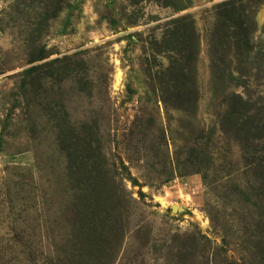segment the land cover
I'll return each mask as SVG.
<instances>
[{
  "label": "rangeland",
  "instance_id": "rangeland-1",
  "mask_svg": "<svg viewBox=\"0 0 264 264\" xmlns=\"http://www.w3.org/2000/svg\"><path fill=\"white\" fill-rule=\"evenodd\" d=\"M179 1L0 0V264H253L264 0L250 34L256 81L225 70L216 94L213 6L227 0ZM173 62L195 72L182 110L143 69ZM247 90L260 119L249 139L229 128L246 126L242 115L226 114V97ZM68 157L88 169L72 175ZM183 244L191 255H177Z\"/></svg>",
  "mask_w": 264,
  "mask_h": 264
},
{
  "label": "trees",
  "instance_id": "trees-1",
  "mask_svg": "<svg viewBox=\"0 0 264 264\" xmlns=\"http://www.w3.org/2000/svg\"><path fill=\"white\" fill-rule=\"evenodd\" d=\"M163 1L164 4H174L178 7H183V3H179V0H158ZM173 2V3H172ZM261 0H227L213 6L214 23L210 32V47L213 59L211 62V70L213 72V86L214 92L218 91V82L221 81V75L226 70L229 71V75L233 76V72L238 73L241 76H248L251 80L256 81L257 74H255L257 68L252 67L248 69L250 63L249 52L251 51L250 34L254 30L252 27L253 20L255 19L256 13L261 5ZM193 26V25H192ZM191 23L188 27L192 30ZM192 43L189 45L191 46ZM193 59V55L191 56ZM190 59V61H191ZM227 59V61H225ZM187 61V59H186ZM225 61V62H224ZM229 62V65L226 64ZM234 64V65H232ZM144 72L149 80L156 81L158 90L161 93L164 103L167 106L173 107L174 109H186L190 102L196 101L197 98V85L195 82V72L191 65H183L179 62H173V65L162 69L159 72L152 73L151 67L143 68ZM251 83V82H250ZM245 98L241 94L231 93L226 97V114L233 116L234 118L241 114V120L246 126L240 131L236 130L235 127H229L234 130L235 133L241 132L244 138H251L252 130H259L257 115L255 114V104L252 103L253 92H248ZM256 123V125H255ZM68 135V140L73 139L75 135L79 139L87 138V126L78 134H74L73 130ZM240 133V134H241ZM257 138V137H255ZM254 145V144H253ZM68 152L70 151V145L67 147ZM243 149L250 151L249 143H243ZM261 151L264 152V148H260L259 144L255 147L254 153L258 154ZM69 158L67 164L69 171L72 175H79L88 169V165L85 162H76L74 158ZM71 158V159H70ZM251 170L255 172V176L260 173L264 174V165L259 162L250 161ZM82 166V169L80 168ZM264 180V179H263ZM261 193H259V196ZM264 199V196L261 197ZM249 200V197H246ZM252 239V249H254L253 257L249 258L253 261V264H264V253L262 245L264 244V233L257 235L250 234ZM192 247L188 244L178 246L175 250L178 256L186 257L192 254ZM234 264V263H233ZM237 264V263H236ZM239 264H245L241 262ZM252 264V263H249Z\"/></svg>",
  "mask_w": 264,
  "mask_h": 264
},
{
  "label": "bare ground",
  "instance_id": "bare-ground-1",
  "mask_svg": "<svg viewBox=\"0 0 264 264\" xmlns=\"http://www.w3.org/2000/svg\"><path fill=\"white\" fill-rule=\"evenodd\" d=\"M175 208H177V206Z\"/></svg>",
  "mask_w": 264,
  "mask_h": 264
}]
</instances>
